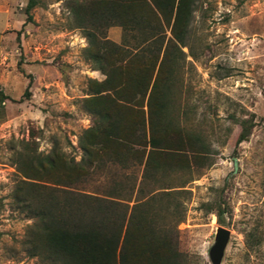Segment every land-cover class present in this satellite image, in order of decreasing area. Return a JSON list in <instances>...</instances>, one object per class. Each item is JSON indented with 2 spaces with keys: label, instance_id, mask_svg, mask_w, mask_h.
Returning a JSON list of instances; mask_svg holds the SVG:
<instances>
[{
  "label": "rangeland",
  "instance_id": "obj_1",
  "mask_svg": "<svg viewBox=\"0 0 264 264\" xmlns=\"http://www.w3.org/2000/svg\"><path fill=\"white\" fill-rule=\"evenodd\" d=\"M26 2L0 0V90L7 95L0 122V264H45L24 245L33 218L12 201L21 179L16 152L28 143L35 152L56 148L79 160L78 138L92 122L82 102L88 80L104 78L85 59L86 38L64 0H38L31 19ZM106 36L120 43L122 30L110 27ZM182 50L180 113L206 143L212 164L159 174L162 184L187 181L174 187L182 217L178 248L189 264H212L208 251L222 226L229 237L219 264H264V0H196ZM244 125L249 134L237 143ZM100 164L77 189L102 195L114 182L141 179L140 165Z\"/></svg>",
  "mask_w": 264,
  "mask_h": 264
},
{
  "label": "trees",
  "instance_id": "obj_2",
  "mask_svg": "<svg viewBox=\"0 0 264 264\" xmlns=\"http://www.w3.org/2000/svg\"><path fill=\"white\" fill-rule=\"evenodd\" d=\"M195 2L64 0L86 38L85 59L104 78L88 80L82 102L92 122L78 138L79 160L56 148L38 153L28 143L14 156L21 179L12 201L33 218L24 239L30 256L45 264H189L178 248L182 217L174 200V187L187 181L162 184L159 174L212 164L206 143L178 105L182 48ZM37 3L27 0L28 19ZM113 26L122 30L120 43L106 36ZM6 98L0 90V122ZM248 134L244 125L237 143ZM106 162L142 166L139 183L114 182L102 195L76 188ZM134 190V198L121 194ZM215 215L221 223L222 211Z\"/></svg>",
  "mask_w": 264,
  "mask_h": 264
},
{
  "label": "water",
  "instance_id": "obj_3",
  "mask_svg": "<svg viewBox=\"0 0 264 264\" xmlns=\"http://www.w3.org/2000/svg\"><path fill=\"white\" fill-rule=\"evenodd\" d=\"M234 167L236 169L237 167V160L234 159ZM229 237V231L222 227L218 226L216 228V232L214 235V243L212 246L209 248L208 254L209 258L212 262V264H219L221 257L224 252L225 245L227 243Z\"/></svg>",
  "mask_w": 264,
  "mask_h": 264
}]
</instances>
